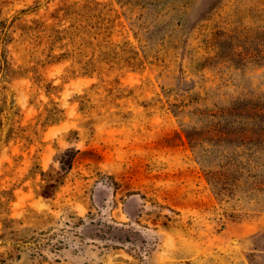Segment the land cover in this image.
<instances>
[{
    "label": "rangeland",
    "instance_id": "obj_1",
    "mask_svg": "<svg viewBox=\"0 0 264 264\" xmlns=\"http://www.w3.org/2000/svg\"><path fill=\"white\" fill-rule=\"evenodd\" d=\"M261 95L264 0H0V264H264L203 173Z\"/></svg>",
    "mask_w": 264,
    "mask_h": 264
},
{
    "label": "trees",
    "instance_id": "obj_2",
    "mask_svg": "<svg viewBox=\"0 0 264 264\" xmlns=\"http://www.w3.org/2000/svg\"><path fill=\"white\" fill-rule=\"evenodd\" d=\"M221 117L225 121H236L235 123L239 125V133H236L239 142L236 139L232 140L233 135L227 132L226 134L231 139H222L211 145L213 147L227 145L242 149L244 158L251 166V169L247 171H255V173L249 176L252 179L251 182L243 181L244 163L240 161L241 156L224 155L212 160L208 159L207 165H203L205 178L212 187V192L220 199L230 198L233 191L251 183L252 192L263 194L257 203L264 207V177L259 172L264 169L262 163V158H264V95L233 104L221 114Z\"/></svg>",
    "mask_w": 264,
    "mask_h": 264
}]
</instances>
